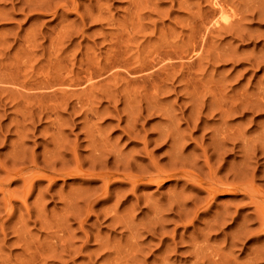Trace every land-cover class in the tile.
<instances>
[{
  "label": "rangeland",
  "instance_id": "1",
  "mask_svg": "<svg viewBox=\"0 0 264 264\" xmlns=\"http://www.w3.org/2000/svg\"><path fill=\"white\" fill-rule=\"evenodd\" d=\"M207 1L0 0V264H252L261 254L264 0L220 1L226 22ZM164 132L173 141H161ZM234 133L248 155L230 149ZM219 135L228 152L213 156ZM174 139L185 162L168 163ZM239 162L253 199L217 194L206 203L183 178L96 175L185 168L208 180L210 164L212 176L234 182ZM224 209L234 214L208 230ZM237 225L247 233L231 246Z\"/></svg>",
  "mask_w": 264,
  "mask_h": 264
},
{
  "label": "bare ground",
  "instance_id": "2",
  "mask_svg": "<svg viewBox=\"0 0 264 264\" xmlns=\"http://www.w3.org/2000/svg\"><path fill=\"white\" fill-rule=\"evenodd\" d=\"M208 1H210V0H208ZM207 1V2H208ZM220 1H222V0H212L211 1V3L216 7L214 10H218V12H219V14H218V12H217V10H216V12H217V14L218 15H220L219 16V18L222 20V21H227L228 20V18H229V16H228V18H227V16L225 15V7H223L222 6V4L221 3H223L224 4V1L223 2H221L220 3ZM224 6H226L225 4H224ZM228 10L226 9V12H227ZM235 14V13H234ZM228 15V14H227ZM231 16V15H230ZM216 18H218V17H215V19L212 21L213 22V24L212 25H220V24H218L220 21H219V18L218 19H216ZM233 19V18H232ZM212 20V19H211ZM231 20V19H230ZM222 21H221V24H225V23H222ZM229 23H230V21H228ZM229 23H228V25H229ZM208 24V23H207ZM227 24V23H226ZM209 25H211V23L209 24ZM205 27V26H204ZM221 27V26H220ZM223 27H224V25H223ZM222 28V27H221ZM212 29V28H211ZM216 29V28H215ZM207 30V29H206ZM193 40V39H192ZM201 40H203V39H201ZM194 42V41H193ZM192 42V43H193ZM194 44V43H193ZM194 47V46H193ZM159 48V47H158ZM156 49V48H155ZM189 49V48H188ZM152 50H154V49H152ZM151 50V51H152ZM174 50V49H173ZM176 50V49H175ZM155 51V50H154ZM159 51V50H158ZM166 51V50H165ZM153 52V51H152ZM176 52H178V51H176ZM181 52V51H180ZM179 52V53H180ZM183 52V51H182ZM184 52H186V49L184 50ZM193 52V51H192ZM159 53V52H158ZM163 53H164V51H163ZM152 54V53H151ZM150 54V55H151ZM157 54V53H156ZM167 54H169V53H167ZM166 54V55H167ZM181 54V53H180ZM190 54V53H189ZM193 54V53H192ZM149 55V54H148ZM158 55V54H157ZM156 55V56H157ZM175 54H173L172 56H174ZM178 55V54H177ZM182 55V54H181ZM159 56V55H158ZM157 56V57H158ZM190 56V55H189ZM150 57V56H149ZM153 57V56H152ZM161 57V56H160ZM168 57V56H167ZM177 57V59H178V56H176ZM175 57V58H176ZM151 58V57H150ZM166 58V57H165ZM170 57H168V59H169ZM173 58V57H172ZM191 58V57H190ZM146 59V58H145ZM162 59H164L163 57H162ZM162 59H161V61H162ZM171 59V58H170ZM180 59V58H179ZM153 60V59H152ZM152 60L150 61V64H151V62H152ZM155 60V59H154ZM157 60V59H156ZM159 60V59H158ZM173 60V59H172ZM188 60V59H187ZM141 61V60H140ZM157 62V61H156ZM160 62V61H159ZM158 62V63H159ZM163 62H166L165 60H163L162 61V63ZM173 62V61H172ZM192 62V61H191ZM126 64H127V62H125ZM158 63H155L156 65L158 64ZM168 63V62H167ZM165 64V63H163L162 65H164V67H167V66H173L174 64L173 63H171V64ZM170 63V62H169ZM190 63V62H189ZM119 64V63H118ZM120 64H122V63H120ZM148 64H149V62H148ZM152 64H153V62H152ZM184 64V63H183ZM188 64V63H187ZM129 65V64H128ZM131 66H132V64H130ZM129 65V66H130ZM146 65V64H145ZM162 65H160V66H162ZM190 65V64H189ZM124 66V65H123ZM142 66V65H141ZM148 66V65H147ZM154 66V65H153ZM177 66V65H176ZM179 66H181V64L179 65ZM116 67H118V66H116ZM135 67V66H134ZM138 67L140 68V70L141 71H143L144 72V70L145 69H147L146 67H145V69H143L144 68V65H143V68L142 67H140L139 65H138ZM138 67L136 68V69H138ZM157 67V66H156ZM155 67V68H156ZM103 68V67H102ZM125 68V67H124ZM127 68H129V67H127ZM142 68V69H141ZM149 68H152V65H151V67H149ZM160 68V67H159ZM158 68V69H159ZM163 67H161L160 69H162ZM169 68V67H168ZM171 68V67H170ZM122 69V68H121ZM133 69H135V68H133ZM132 69V70H133ZM135 69V70H136ZM153 69V68H152ZM157 69V68H156ZM165 70H166V68H164ZM114 70V69H113ZM115 70H116V68H115ZM139 70V69H138ZM138 70L137 71H133V72H138ZM148 70V69H147ZM146 70V71H147ZM150 70V69H149ZM153 70H155V69H153ZM163 70V69H162ZM167 70H169V69H167ZM173 70V69H172ZM92 71V70H91ZM117 71V70H116ZM123 71V70H122ZM130 71V70H129ZM94 72V71H93ZM126 72V71H125ZM156 72V71H155ZM190 72V71H189ZM90 73V72H89ZM132 73V72H131ZM148 73H150L149 71H148ZM154 73V72H153ZM158 73V72H157ZM92 74V73H91ZM115 74V73H114ZM134 74H136V73H134ZM142 74V73H141ZM144 74V73H143ZM147 74V73H146ZM173 74V73H172ZM89 75L90 74H87V76H88V79H89ZM119 75V74H118ZM145 75V74H144ZM149 75V74H148ZM150 75H152V74H150ZM160 75V74H159ZM158 75V76H159ZM186 75V74H185ZM188 75H189V73H188ZM94 76V75H93ZM92 76V77H93ZM135 77V76H134ZM150 77V76H149ZM188 77V76H187ZM146 78H148V77H146ZM150 78H152V77H150ZM157 78V77H156ZM184 78H186V77H184ZM154 79V78H153ZM86 80V79H85ZM90 80H92V79H90ZM95 80V79H94ZM137 80V79H136ZM89 81V80H88ZM93 81V80H92ZM141 81V80H140ZM148 81V80H147ZM155 81V80H154ZM180 81H182V80H180ZM84 84H85V82H83ZM149 83V82H148ZM151 83H153V82H151ZM155 83H156V81H155ZM92 84H94V83H92ZM154 84V83H153ZM78 85V84H77ZM50 86H52V85H50ZM53 87V86H52ZM186 87H187V85H186ZM49 88V87H48ZM157 93V92H156ZM155 93V94H156ZM154 94V93H153ZM128 96V95H127ZM154 96V95H153ZM160 96V95H159ZM159 96H158V98H159ZM86 98V97H85ZM89 98V97H88ZM129 98V97H128ZM152 98V97H151ZM124 99L126 100V98L124 97ZM135 99V98H134ZM149 99H150V97H149ZM161 99V98H160ZM83 100V99H82ZM95 100V99H94ZM124 100V101H125ZM154 100V99H153ZM117 101V100H116ZM127 102H130V101H128V100H126ZM134 101V100H133ZM150 101V100H149ZM160 101V100H159ZM154 102V101H153ZM86 103H88V102H86ZM85 103V104H86ZM152 103V102H151ZM155 103V102H154ZM225 103V102H224ZM233 105H234V103H232ZM236 104V103H235ZM155 105V104H154ZM227 105V104H226ZM230 105V104H229ZM228 106V105H227ZM84 107V106H83ZM231 107H233L232 105L230 106V108ZM93 108V107H92ZM152 108H153V106H152ZM159 108V107H158ZM95 109V108H94ZM154 109V108H153ZM234 110H236V112L238 111L237 109H238V104H236L235 105V107L233 108ZM232 109V110H233ZM96 110V109H95ZM160 110V109H159ZM221 110V109H220ZM233 110V111H234ZM93 111V110H92ZM98 111V110H97ZM158 111V110H157ZM227 111V110H226ZM239 111H241V110H239ZM85 112V111H84ZM156 112V111H155ZM221 112L223 113L224 112V110H221ZM220 112V115L222 114ZM235 112V111H234ZM95 113V112H94ZM231 113V112H230ZM241 113V112H240ZM239 113V114H240ZM84 115V114H83ZM97 115V114H96ZM223 115V114H222ZM229 114H227V116H228ZM167 116V115H166ZM89 118V117H88ZM130 118V117H129ZM129 118H128V120H129ZM133 119V118H132ZM131 119V120H132ZM87 120V119H86ZM225 120V119H224ZM135 121V120H134ZM223 121V120H222ZM131 123V122H130ZM126 124H127V120H126ZM130 126V125H129ZM128 126V127H129ZM133 125H131L130 126V128H132L133 129V127H132ZM223 126V125H222ZM126 129H128V131H126L125 130V132H130V128H127V127H125ZM170 128V127H169ZM222 127H220V129H221ZM228 128V127H227ZM230 129V128H229ZM228 129V130H229ZM166 130H169L168 128L166 129ZM175 130V129H174ZM173 130V131H174ZM232 130H233V128H232ZM170 131V130H169ZM168 131V132H169ZM222 131V130H221ZM167 131H166V133H168ZM219 132V131H218ZM218 132H216V133H218ZM233 132H235V131H233ZM244 132V131H243ZM133 132H131V134H132ZM173 133V132H172ZM129 134V133H128ZM161 134H163V133H161ZM160 134V135H161ZM164 134H165V132H164ZM170 134V133H169ZM166 135V136H163V138H161V136H159L158 137V139L159 138H161V141H162V139H164V140H166V138L168 137V141H169V139H170V141H173L172 139L173 138H169V136L170 135ZM178 134V133H177ZM176 134V135H177ZM221 134H224V133H221ZM261 134H262V132H261ZM173 135V134H172ZM213 136H215L214 135V133L212 134ZM234 135L236 136V137H234V140H236V141H234L233 143H232V145H233V147L232 148H230L231 150H233V149H235V148H237V151H239V152H243V154L246 156V155H248L246 152H245V150H244V147H243V144H242V142H243V140H241V136L240 135H238V137H237V133L235 134L234 133ZM243 135V134H242ZM91 136H93V135H91ZM129 136H131L130 134H129ZM220 136V135H219ZM232 136V135H231ZM176 137V136H175ZM226 135H222V137L220 136V137H218V138H220L219 140H218V138H217V140L219 141V144H216L218 141H216V146L218 145V147H216L215 148V146L213 147V148H211V149H213L212 151H213V156L214 155H218V152H220V150H222V151H224V150H226L227 148H224L225 146H226V142H225V140H228L229 138L227 137ZM244 137V136H243ZM243 137H242V139H243ZM181 138V137H180ZM177 139H178V137H177ZM177 139L174 141V143L176 144V141H177ZM184 139V138H183ZM95 140H96V138H95ZM180 140V139H179ZM182 140V139H181ZM224 140V141H223ZM230 140V139H229ZM147 141V140H146ZM246 141V140H245ZM177 142H179V141H177ZM181 142V141H180ZM228 142H230V141H228ZM228 142H227V144H228ZM145 143V142H144ZM168 143V142H167ZM171 144H170V148H172L173 147V145H174V143L173 142H170ZM231 143V142H230ZM173 144V145H172ZM177 146H178V144H176ZM181 145V144H180ZM225 145V146H224ZM248 145H250V144H246V146H248ZM97 146V145H96ZM175 146V145H174ZM168 147H169V145H168ZM176 147V146H175ZM175 147H173L174 149H172V150H174V151H170L171 149L169 148L168 150L170 151V152H168L167 151V153H171L169 156L170 157H168V158H170V159H168V163L170 162L169 160H175L174 162H176V160H178V159H180L181 157L183 158V156H181V147H179V148H177V149H175ZM209 147V146H208ZM96 148V147H95ZM204 148V147H203ZM251 146H250V148H248L249 150H250V152H253L254 150H251ZM257 148V147H256ZM230 149H229V151H230ZM254 149V148H253ZM175 150H176V152H175ZM221 151V156L223 155V153L224 152H222ZM227 152H228V150H226ZM247 151V150H246ZM102 152V151H101ZM101 152H100V154H101ZM183 152V151H182ZM203 154H207V152H206V150H205V148L204 149H202V151H201ZM248 152V151H247ZM201 153V154H202ZM226 153V152H225ZM254 153V152H253ZM219 154V155H220ZM189 155H190V153H189ZM240 155V154H239ZM254 155V154H253ZM101 156V155H100ZM99 156V157H100ZM204 156V158H205V155H203ZM212 156V155H211ZM212 156V157H213ZM215 156V158H217ZM220 156V157H221ZM224 156V155H223ZM243 156V155H242ZM245 156H244V158H245ZM252 156V155H251ZM251 156H249V157H251ZM187 157H188V155H187ZM248 157V158H249ZM254 157V156H253ZM97 158V157H96ZM110 158V157H109ZM181 158V160L182 161H184V158L182 159ZM211 158V157H210ZM106 159V158H105ZM186 159V158H185ZM213 159V158H212ZM253 158H251V160H252ZM97 160V159H96ZM99 160H101V159H99ZM209 160V158L208 157H206V159H205V165H206V167L208 166V161ZM219 160V159H218ZM221 160V159H220ZM245 160V159H244ZM250 160V159H249ZM104 161V160H103ZM107 161V160H106ZM114 161H116V160H113V163H114ZM180 161V160H179ZM179 161H177V162H179ZM194 161V160H193ZM246 161V160H245ZM97 162V161H96ZM100 162V161H99ZM118 162V161H117ZM117 162H115V163H117ZM153 162V161H152ZM172 162V161H171ZM170 162V163H171ZM181 162V161H180ZM185 162V161H184ZM217 162H219V161H217ZM244 162V161H243ZM98 163V162H97ZM107 163H109V162H107ZM127 163V162H126ZM194 163V162H193ZM240 163V162H239ZM249 163V162H248ZM98 164H101V163H98ZM102 164H104L105 165V163H103L102 162ZM101 164V165H102ZM122 164H124V163H122ZM155 164H157V163H155ZM173 164V163H172ZM175 164V163H174ZM179 164H181V163H179ZM128 165V164H127ZM126 165V166H127ZM184 165H186V163L184 164ZM217 165V164H216ZM246 164H243V163H240V166L238 165V168H236L235 170H234V172L232 173L231 171V174L234 176H232L233 177V179L234 180H236V181H232V182H222V180H219L218 178H216V177H214V176H212V167H210V164H209V167H208V169H209V171H211L210 172V174H211V177H210V175H209V171H208V176L210 177L208 180H204V178L202 177V176H200V175H198V174H195L194 172H192V171H190V170H184V169H182V168H180V169H174L173 168V170H171V171H167L166 169L165 170H162V169H159V168H156V173H152V172H150V173H152V174H150L149 172L147 173L146 171V173H141V174H131V172H126V168L124 169L123 168V170H125V171H119V170H122V169H119V170H117V168H116V170H114V171H110V169L108 170V168H107V170L104 168V166H102L105 170H103L104 172H101L100 174H96V175H98V177L94 174V172H92L91 173V175H94V176H96L97 178H101L104 182L103 183H108L111 179H116V178H121L120 176H123L124 177V180H128V181H130L132 184H134V183H136V182H140V181H143V180H147L148 182H150V183H155V184H160V183H162V182H164V181H166V180H170V179H172V178H174L175 177V180L176 179H178V180H182V178L184 179V180H186V181H189L190 183H191V187H193V186H196V187H198L197 189H195L194 187V189L193 188H191L192 189V191L194 190V191H196L195 193H197V192H199L200 190H203L204 191V193L206 194V196L205 197H203V199H205L204 201H206L207 200V202L206 203H209L210 202V200H212V199H214V197L217 195V194H226V195H236L237 193H242V194H248L249 196H250V198H254V195H255V193H256V188L254 187V185H253V183H252V181H251V179H252V176H251V179L250 178H247V176H245V171H247V169H245V166ZM113 166V165H112ZM111 166V167H112ZM131 166H133V165H131ZM153 165H151V167H152ZM155 166V165H154ZM189 166V164L187 165V167ZM195 166V165H194ZM237 166V165H236ZM77 167V166H76ZM124 167H125V165H124ZM134 167V166H133ZM136 167V166H135ZM195 167H197V166H195ZM203 167V166H202ZM231 167V166H230ZM136 168H138V167H136ZM190 168H194L193 166L192 167H190ZM198 168V167H197ZM215 168V167H214ZM213 168V169H214ZM251 168V167H250ZM249 168V169H250ZM153 169V168H152ZM189 169V168H188ZM203 169V168H202ZM216 169V168H215ZM229 169V168H228ZM227 169V170H228ZM252 169V168H251ZM254 169V168H253ZM253 169L251 170V171H253ZM102 170H100V171H102ZM194 170H195V168H194ZM226 170V171H227ZM232 170V169H231ZM237 170V171H236ZM201 171V170H200ZM233 171V170H232ZM249 171V170H248ZM250 171V172H251ZM143 172V171H142ZM198 172V171H197ZM207 172V171H206ZM215 172V171H214ZM214 172H213V174H214ZM249 172V173H250ZM133 173V172H132ZM200 173H202V172H200ZM247 173V172H246ZM71 174H72V171H71ZM78 174L79 175H83V173H81L80 172V170H78ZM206 174V173H205ZM218 174V173H217ZM216 174V175H217ZM225 174H226V176H227V172H225ZM228 174H229V171H228ZM248 174V173H247ZM64 175V174H63ZM75 175V174H74ZM86 175V174H85ZM250 175V174H249ZM255 175V174H254ZM204 176V175H203ZM219 176V175H218ZM116 177V178H115ZM205 177V176H204ZM207 177V176H206ZM39 178V177H38ZM52 178V177H51ZM96 178V179H97ZM181 178V179H180ZM208 178V177H207ZM207 178H205V179H207ZM221 178H222V175H221ZM255 178V177H254ZM54 179V178H53ZM95 179V178H94ZM113 179V180H114ZM223 179V178H222ZM119 180H121V179H118V181ZM226 180V179H225ZM227 180H228V178H227ZM122 181H123V179H122ZM190 189V188H189ZM200 189V190H199ZM261 190V189H260ZM200 193V192H199ZM248 195H247V197H248ZM196 198V197H195ZM249 198V197H248ZM258 199V198H257ZM183 201H184V198L182 199ZM185 200H187V199H185ZM201 201V200H200ZM197 202V201H196ZM199 202V201H198ZM202 202V201H201ZM250 203H252V202H255V203H257L258 205H259V202L258 201H252L251 202V200L249 201ZM182 204V203H181ZM184 204V203H183ZM180 205V204H179ZM200 205V204H199ZM254 205V204H253ZM185 206V205H184ZM261 205H259V208H261L260 209V212L258 211V213H260V214H257L258 216L260 215V217H259V219L258 220H260L259 222L260 223H258L259 225V227H258V231L259 232H262V234H264V208H262V207H260ZM257 206H256V204H255V208H256ZM182 208V207H181ZM258 208V207H257ZM184 209V208H183ZM200 210V209H199ZM255 210V209H254ZM183 211V210H182ZM255 212H257L256 210H255ZM183 213H184V211H183ZM182 213V214H183ZM186 213V212H185ZM197 213V212H196ZM179 214H180V212H179ZM188 214V213H187ZM186 214V215H187ZM234 214V213H233ZM232 214V215H233ZM194 215H195V213H194ZM229 214H227V212H226V210L224 209V211H222L219 215H217V216H213L211 219L212 220H209V221H212L211 223L209 222V224L208 225H206V228L208 229V230H210V231H215V230H219V229H222V226L223 225H225V219L226 218H228L229 216H230V218H231V214L228 216ZM228 216V217H227ZM257 216V217H258ZM179 218V217H178ZM180 219V218H179ZM189 222H192V221H189ZM243 224V223H242ZM237 226H239V228H237L236 227V233H234L233 235H231V238H230V245L231 246H235L238 242V240H241V238H242V235H244V234H246L247 232H245L244 230V227L243 226H240V225H237ZM256 227V228H257ZM255 228V229H256ZM206 229V230H207ZM247 230H248V228H246ZM256 230V231H257ZM250 232V231H249ZM248 232V233H249ZM258 233V232H257ZM205 234V233H204ZM256 234V233H255ZM206 235H207V233H206ZM209 235V234H208ZM207 235V236H208ZM202 236V235H201ZM206 236V237H207ZM245 236V235H244ZM243 236V237H244ZM203 238H204V236H203ZM202 238V239H203ZM245 238V237H244ZM192 239H196V238H192ZM191 239V240H192ZM246 239V238H245ZM194 240L192 241V242H194ZM196 242V241H195ZM237 242V243H236ZM240 242V241H239ZM197 243H198V241H197ZM236 243V244H235ZM192 244V243H191ZM200 245V244H199ZM199 245L197 246V247H199ZM192 246H193V244H192ZM194 246H196V244L194 245ZM201 247V246H200ZM227 247V246H226ZM232 248V247H231ZM197 249V248H196ZM202 250H203V248H202ZM201 250V251H202ZM262 252H264V247H262ZM261 250H259L260 252H261ZM193 251H194V248H193ZM196 251H194L193 253H195ZM199 252V251H198ZM220 252V251H219ZM254 252V251H253ZM261 252V254H258V255H256V252H255V258L253 259L252 257V260L253 261H249V262H251L252 264H258V260H262V261H264V253H262ZM197 253V252H196ZM200 253V252H199ZM199 253H197V255L199 254ZM252 254V253H251ZM218 255V254H217ZM254 256V255H253ZM250 258V259H251ZM225 262V261H224ZM227 262V261H226ZM231 263H233V262H231ZM224 264H226V263H224ZM250 264V263H249Z\"/></svg>",
  "mask_w": 264,
  "mask_h": 264
}]
</instances>
